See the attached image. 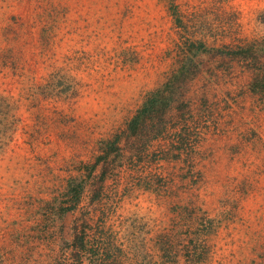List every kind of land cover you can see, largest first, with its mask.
Segmentation results:
<instances>
[{"label":"rangeland","instance_id":"1","mask_svg":"<svg viewBox=\"0 0 264 264\" xmlns=\"http://www.w3.org/2000/svg\"><path fill=\"white\" fill-rule=\"evenodd\" d=\"M260 61L264 0H0V264H264Z\"/></svg>","mask_w":264,"mask_h":264},{"label":"trees","instance_id":"2","mask_svg":"<svg viewBox=\"0 0 264 264\" xmlns=\"http://www.w3.org/2000/svg\"><path fill=\"white\" fill-rule=\"evenodd\" d=\"M203 46V44L201 45ZM256 50L255 46L251 44L248 48L239 47L237 50H227L225 53L239 56V55H245L248 56L252 53V51ZM224 52V51H221ZM256 66V74L254 75L250 87L252 92L254 93H260L264 95V61H260L259 64L254 65ZM180 74L174 73L169 80L165 83L164 87L157 88L154 91H151L149 95H147L145 101L143 102L142 106L138 110V112L132 117V119L129 121L128 129L129 131L137 135L139 131L143 129V126L147 123V119L149 117H152L154 115H161L164 114L170 107L173 101V95L171 93L175 92V89L177 86H179L180 82L179 80ZM169 91L167 92V90ZM100 160V159H99ZM99 160L97 162H99ZM97 162L92 166V168L95 167ZM70 185L72 186L70 190L72 202L69 207H62L63 211H68L74 208L75 204L78 202L80 195L82 194V186L80 184H74L73 182H70ZM70 200V201H71Z\"/></svg>","mask_w":264,"mask_h":264}]
</instances>
